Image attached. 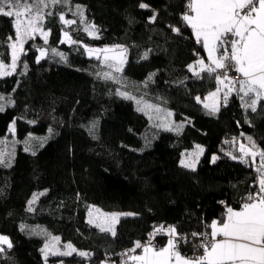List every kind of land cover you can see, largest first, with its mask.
Masks as SVG:
<instances>
[{"label":"trees","instance_id":"obj_1","mask_svg":"<svg viewBox=\"0 0 264 264\" xmlns=\"http://www.w3.org/2000/svg\"><path fill=\"white\" fill-rule=\"evenodd\" d=\"M140 2L69 0L50 5L46 12L53 15L44 22L51 30L48 44L40 37L27 41L17 74L0 79L2 95L10 94L15 101L0 112V141L12 136L9 126L16 121V139L5 154L7 159L13 153L11 167L0 165V234L8 236L13 247L0 256V264H46L41 249L48 235L36 226L77 248L68 256H49L47 264H122L124 251L134 241H146L154 228L174 225L191 240V233L208 232L213 220L224 219L227 206L239 208L258 191L256 166L249 158L248 164L232 158L237 155L231 138L251 135L264 150V101L253 113L233 92L226 106L222 102L211 114L195 98L204 99L215 81L206 74L197 78L187 67L205 56L181 21L187 0H142L150 9H140ZM77 3L83 4L85 21L95 26L98 39L79 22L66 28L59 21L61 12L79 18L73 15ZM152 10L158 14L155 23L148 22ZM169 25L179 27L180 34ZM62 29L77 43H60ZM10 34L11 18L0 16V60L5 62H10L4 43ZM110 43L126 46L122 75L130 85H142L145 97H160L172 108L176 120L183 122L179 132L154 129L149 115L137 110L135 99L117 94V82L97 76L93 68L98 60L90 58L84 46ZM41 47L49 52L37 64L36 49ZM56 48L65 53V60L51 52ZM23 63L28 69L21 75ZM29 134L45 136L42 146L38 141L25 151ZM197 143L205 150L192 171L179 162L183 151ZM213 156L218 157L215 162ZM40 189L47 191L29 211L28 201ZM91 203L134 214L119 218L113 237L88 223ZM155 241L162 246L167 236L158 234ZM78 249L90 255L81 257ZM184 249L191 253L192 244Z\"/></svg>","mask_w":264,"mask_h":264},{"label":"snow or ice","instance_id":"obj_2","mask_svg":"<svg viewBox=\"0 0 264 264\" xmlns=\"http://www.w3.org/2000/svg\"><path fill=\"white\" fill-rule=\"evenodd\" d=\"M69 0H0V16L11 18L14 35L6 37L5 46L10 49V63L0 60V79L17 74V68L21 65V56L27 55L24 45L29 40H35L37 36L42 38L43 43L48 44L51 30H45L43 25L46 16H52L53 12L45 9L50 5L68 4ZM140 9H150V5L141 2ZM186 10L181 14V21L192 30L196 43L200 44L207 55V63L203 57L198 58L194 63L189 64L188 71L197 78H204L206 74L216 83L214 91L210 92L204 100L197 96L198 103H203L205 109H209L211 114L219 111V101L222 99L226 106L229 95L235 92L242 101V106L251 112H257L258 104L264 101V0H187ZM71 11V8H69ZM148 17L149 23H155L157 13ZM73 15L79 16L80 22H84V10L77 5ZM59 21L67 28L75 23L76 20L67 19L63 12L58 14ZM174 33L180 34V28L175 25L168 26ZM90 36L99 38L97 29L94 25H89L84 29ZM60 43H77L71 39L68 31L62 29ZM35 47V46H33ZM86 52L91 58L95 55L107 68L108 72L97 73V76L106 80L120 82V77L113 73L120 74L126 63L125 53L127 49L122 46L114 48L93 49L84 46ZM39 53L35 62L40 63L47 57L48 49L37 48ZM150 51V50H149ZM54 55H59L61 59H66L63 53L51 49ZM103 53L101 56L99 53ZM119 54H112V53ZM149 53L146 51L143 58L147 59ZM194 55H199L194 53ZM26 74L28 65L22 64ZM234 72L237 76L229 75ZM153 74H149L151 80ZM238 77V78H237ZM15 89H13V92ZM117 94L126 99H135L126 92L117 90ZM247 98V99H246ZM6 101V103H5ZM210 102V103H209ZM141 101H137L139 105ZM15 101L9 94L7 97L0 95V112H4L6 107L14 106ZM148 108L153 105H145ZM138 111H144V108L138 107ZM157 113L161 110L155 109ZM171 117L173 114H166ZM151 119V117H150ZM15 119L9 126V131L15 134ZM31 123V121H30ZM157 127H163L165 130H175L179 132L183 124L173 125L172 122L157 124ZM51 131V129H49ZM243 135V134H242ZM31 138V137H30ZM249 144L239 145V157L232 156L233 159H240L241 162L248 164L249 157L252 164L256 166L258 177V191L250 193L246 201L242 204L240 210H234L232 207H226L225 218L223 221L213 220L208 225V232H193L191 240L187 236H182L177 232L176 226L160 225L149 233L148 239L144 242L139 240L133 242V247L126 250L123 255L127 257L122 264H264V150L258 149L251 137H247ZM7 141H0V144H6ZM43 141L41 142L42 146ZM197 151L187 153L186 159L180 160V165L192 171L196 170V164L199 155L204 149L199 145ZM29 149L26 147L25 151ZM35 155V152L32 153ZM13 153L7 154L0 151V165L11 167V157ZM185 154H182L184 156ZM228 155H232L228 153ZM218 157L213 156L212 162ZM47 190L39 194L34 193L32 199L28 201V210L34 211L33 204L44 195ZM98 215L94 216L93 211L88 212V223L99 228L101 232L110 233L113 237L116 235L115 223L118 221L119 214L106 215L95 210ZM124 215H132L127 213ZM24 230V226H21ZM158 234H164L168 237L165 246L157 248L153 243ZM58 242L59 238H53ZM199 241V243H196ZM193 244L194 255L191 257L181 255L178 250L180 244ZM13 244L10 238L0 234V256H4L7 250H11ZM68 251H59L54 245L45 244L41 252L44 254L45 262L51 255L68 256L77 250L69 243L64 245ZM137 249L142 250V254H134ZM202 250V253L200 252ZM81 257H87L90 253L78 252ZM102 264H107L106 261Z\"/></svg>","mask_w":264,"mask_h":264},{"label":"rangeland","instance_id":"obj_3","mask_svg":"<svg viewBox=\"0 0 264 264\" xmlns=\"http://www.w3.org/2000/svg\"><path fill=\"white\" fill-rule=\"evenodd\" d=\"M77 5H79V6H81V7H83L84 8V6H83V4L82 3H77ZM47 11V9H45V13H47L46 12ZM65 14V16H66V18L67 19H73V20H76L77 22H79L81 25H80V27L81 28H83V30L87 27V26H89V25H92L90 22H86L85 21V19H84V22L83 23H81L80 22V18H75V17H71V16H67L66 15V13H64ZM84 17H85V14H84ZM76 24V23H75ZM75 24H73V25H75ZM43 27H44V29L45 30H48V29H46L45 28V24L43 25ZM67 31V30H66ZM85 31V30H84ZM86 33H88V32H86ZM70 34V36H71V33H69ZM97 35H98V32L96 33ZM37 37H39V36H37ZM50 37V36H49ZM71 39H72V36H71ZM26 45V44H25ZM24 45V47H25V49H26V46ZM115 46H122V47H124V48H126V46L122 43V44H120V43H110V44H106V45H89V46H87V47H90V48H93V49H104V48H114ZM44 48H46V47H44ZM46 49H48V48H46ZM56 50H57V52H59V53H63L64 54V57L66 58V56H65V53L60 49V48H56ZM49 52V51H48ZM88 54V53H87ZM112 54H119L118 52L117 53H112ZM99 55L101 56V60H102V57H103V53L101 52V53H99ZM125 57H126V61H127V59H128V53L126 52L125 54ZM59 56V55H58ZM94 57H95V55H93ZM60 57V56H59ZM61 58V57H60ZM2 60V59H1ZM62 60H65V59H62ZM5 62V61H4ZM5 63H10V62H5ZM96 66H95V68H93V70H94V72L97 74V73H103V72H108V71H110V69L109 68H107L104 64H102L101 63V61L100 60H98V63H96L95 64ZM126 65V64H125ZM125 65H124V67H125ZM124 67H123V69H124ZM113 75H117V76H119L120 77V82L119 83H117V85L119 86V91L120 92H126V93H128L130 96H132V97H134L135 98V100H136V102L137 101H141V103L139 104V106L140 107H142V108H144V111L149 115V117H151V124H152V126L154 127V129H157V130H160V129H164L163 127H157L156 125L157 124H161V123H167V122H172L173 123V125H179V124H183V122L182 121H177L176 120V118L174 117V114H173V110H172V108H168L167 106H165L162 102H161V100H159V98L160 97H158V99L157 100H151V99H149V98H147V97H145L143 94H142V85H140V84H137V85H134V86H132V85H130L129 83H128V81L125 79V77L122 75V73H120V74H116V73H113ZM2 94H4V93H1L0 92V95H2ZM161 99V98H160ZM145 105H153L154 107H152V108H148V107H146ZM156 108H159L161 111L159 112V113H157L156 112ZM168 112H171L173 115L171 116V117H168L166 114L168 113ZM15 132H16V125H15ZM10 135H12V136H10V137H5L3 140H1V141H7V143L6 144H0V151H2L3 153H7V151L10 149V147H9V145H12L13 144V142L15 141V139H16V136H14L12 133L10 134ZM31 137V138H30ZM45 139V136H43V135H35V134H29V137L27 138V140H26V142H24V144H23V146L26 148H28V149H32L33 150V148H34V146H35V144H36V142H38V141H43ZM197 145H199L200 147H202L203 149H204V144H200V143H197ZM196 145V146H197ZM196 146L195 147H193L192 149H187V150H184L183 151V154H185L184 156H183V158L182 159H186V158H188L187 157V153H191V152H194V151H197V148H196ZM203 154V153H202ZM202 154H200L199 155V158L201 157V155ZM199 158H198V161H197V163H199ZM197 165V164H196ZM44 190L45 189H40V190H37V191H35L34 193H36V194H39V193H41V192H44ZM33 193V194H34ZM33 194H32V196H33ZM32 196L30 197V199H32ZM40 197V196H39ZM29 199V200H30ZM37 202V201H36ZM35 202V203H36ZM34 205V204H33ZM32 205V206H33ZM90 206H91V210L93 211V215L94 216H96V215H98V213H96L95 212V210L96 209H99V211H100V213H103V214H106V215H111V214H119L118 215V220H119V218L121 217V216H124V214H127V213H131V214H134V211L133 210H121V209H118V210H114V209H105V208H102L101 206H99L98 204H94V203H91L90 205H89V210H90ZM89 212V211H88ZM87 219L89 220V216H87ZM118 223V221L115 223V225ZM46 228V227H45ZM36 230L38 231V232H40V233H46L48 236H47V239H46V241L44 242V246H45V244L47 243V244H49L50 246H52V245H54L55 246V248L56 249H58L59 251H68V249H66L65 247H64V245H66V244H71L74 248H76V246L73 244V243H71L70 241H62L61 240V238H60V236L59 235H57V234H55V233H53V234H49L46 230H44V228L42 227H38V226H36ZM53 238H59V240H58V242L56 241V240H54ZM77 249V248H76ZM78 251L79 252H86V250H83V249H78ZM44 255V254H43ZM49 256H54V255H51V254H49ZM48 256V257H49Z\"/></svg>","mask_w":264,"mask_h":264},{"label":"crops","instance_id":"obj_4","mask_svg":"<svg viewBox=\"0 0 264 264\" xmlns=\"http://www.w3.org/2000/svg\"><path fill=\"white\" fill-rule=\"evenodd\" d=\"M205 51V50H204ZM204 59H205V63H207V55H206V52H205V56L203 57ZM215 88L216 87H214V88H212V90H209L207 93H206V95H205V97H207L208 95H209V93L210 92H212V91H214L215 90ZM204 97V98H205ZM202 100H204V99H202ZM223 102V100L221 99L220 101H219V108H220V106L222 105L221 103ZM210 103V102H209ZM247 137H251L252 138V140L254 141V139H253V137L251 136V135H247ZM247 137L245 138V140H242L240 137L239 138H231V142H232V145H231V147H234L235 148V151H236V155L239 157L240 155H241V153L239 152V145L241 144V143H243L244 145H246V146H251L250 144H249V141H248V139H247ZM255 142V141H254ZM197 144H195L193 147H195ZM255 145H256V147L258 148V149H261V147L260 146H258L257 144H256V142H255ZM192 147V148H193ZM205 150V149H204ZM204 153V152H203ZM202 156V155H201ZM182 158H183V156H182ZM249 159L251 160V158L249 157ZM259 156H257V158H256V160H257V164H254L255 166H257L258 165V163H259ZM197 165H198V163H197ZM196 165V166H197ZM245 202V201H244ZM242 206V205H241ZM241 206H239V208H233L234 210H240V208H241ZM218 221H223V219H218ZM117 225V224H116ZM116 225H114V227H115V229H116ZM116 231V230H115ZM68 242V241H67ZM167 243V242H166ZM166 243H164V245H162V246H159V247H157V248H160V247H163V246H165V244ZM132 247H133V245H132ZM131 247V248H132ZM76 249V248H75ZM77 250V249H76ZM181 253V255H183V256H187V257H191L189 254H185L184 252H180ZM134 254H137V255H139V254H142V250L141 249H137L136 250V253H134ZM104 261H106L107 262V264H118V263H116V262H114V261H112V260H109V261H107V260H104ZM104 261H102V262H104ZM102 262H101V264H102ZM129 264H131V263H129Z\"/></svg>","mask_w":264,"mask_h":264},{"label":"built area","instance_id":"obj_5","mask_svg":"<svg viewBox=\"0 0 264 264\" xmlns=\"http://www.w3.org/2000/svg\"><path fill=\"white\" fill-rule=\"evenodd\" d=\"M229 75H232V76H237V74L236 73H234V72H229ZM238 78V77H237ZM167 239H168V237H167ZM153 243L157 246V247H159L160 245H158L157 244V242L154 240L153 241ZM196 243H199V241H196ZM185 248V244H180L179 246H178V250L180 251V252H184V249ZM192 248H193V244H192ZM126 250H128V249H126ZM125 250V251H126ZM124 251V252H125ZM200 252L202 253V250H200ZM190 256H193L195 253H194V248H193V251L191 252V253H188Z\"/></svg>","mask_w":264,"mask_h":264}]
</instances>
